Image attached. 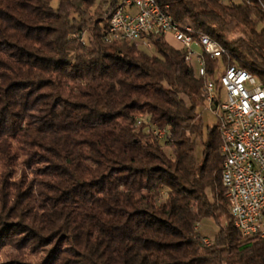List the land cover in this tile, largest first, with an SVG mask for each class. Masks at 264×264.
Masks as SVG:
<instances>
[{"label":"trees","instance_id":"trees-1","mask_svg":"<svg viewBox=\"0 0 264 264\" xmlns=\"http://www.w3.org/2000/svg\"><path fill=\"white\" fill-rule=\"evenodd\" d=\"M53 1L0 0V244L46 248L39 264H264V238L235 226L219 127L204 137V80L180 43L108 41L116 0ZM156 1L264 84V0Z\"/></svg>","mask_w":264,"mask_h":264},{"label":"built area","instance_id":"built-area-1","mask_svg":"<svg viewBox=\"0 0 264 264\" xmlns=\"http://www.w3.org/2000/svg\"><path fill=\"white\" fill-rule=\"evenodd\" d=\"M112 8L108 41L154 48L155 37L171 36L180 43L186 62L204 80L205 107L217 117L224 137L222 182L229 208L235 212L236 228L243 238H264V84L237 62L225 61L224 47L206 38L205 45H198L190 26L176 21L167 8H157L153 0H116ZM207 57L216 61L212 69ZM141 122L139 118L137 124ZM152 131L160 139L169 133L160 127ZM237 192H244L245 200H236Z\"/></svg>","mask_w":264,"mask_h":264},{"label":"rangeland","instance_id":"rangeland-1","mask_svg":"<svg viewBox=\"0 0 264 264\" xmlns=\"http://www.w3.org/2000/svg\"><path fill=\"white\" fill-rule=\"evenodd\" d=\"M58 0L53 1V5H57ZM169 42L175 43L171 36L166 38ZM176 46H179L178 43H175ZM174 46V45H173ZM175 47V46H174ZM144 48V47H142ZM149 53H154V48H145ZM199 113L204 122V137L206 138L208 128L216 124L217 117L205 106L199 109ZM202 141L197 143V154L199 157H202ZM21 154V159L18 165L12 171L14 175L13 180L18 181L21 177V174L25 171L26 173V164L23 161L26 159V155ZM27 173L30 176V179L33 178V173L30 169L27 170ZM165 198V195L162 197ZM230 221L229 215L222 218V224H227ZM219 226L213 219H205L201 222L199 226V231L206 236L209 241L213 242ZM18 236V235H17ZM17 236H11V238H3V241L0 244V264H39L46 259L47 250L46 248L42 249L37 246L32 247L31 244H23ZM18 240V241H17ZM17 243V244H16ZM49 246L48 248H50Z\"/></svg>","mask_w":264,"mask_h":264},{"label":"bare ground","instance_id":"bare-ground-1","mask_svg":"<svg viewBox=\"0 0 264 264\" xmlns=\"http://www.w3.org/2000/svg\"><path fill=\"white\" fill-rule=\"evenodd\" d=\"M153 3H157V1H156V0H153ZM157 8H163V7H161V6L157 3ZM109 10H110V11H109L108 16H109V17H113V16H114V8H111V9H109ZM190 30H191V28H190ZM205 38H206L207 40H209L210 43H212L214 46L222 47V46H221V45H220L215 39L211 38L210 36H208V35H206V34L201 35V37H200L199 39H196V43H198V45H205ZM224 53L227 54L226 49H224ZM222 144H224V137H222ZM223 185H224V183H223ZM224 187H225V185H224ZM236 200H245V193H244V192H237V193H236ZM230 210H231V214H232V216H233V218H234L235 226H236V219H235V212H234V209H233V208H230Z\"/></svg>","mask_w":264,"mask_h":264},{"label":"crops","instance_id":"crops-1","mask_svg":"<svg viewBox=\"0 0 264 264\" xmlns=\"http://www.w3.org/2000/svg\"><path fill=\"white\" fill-rule=\"evenodd\" d=\"M173 39V38H172Z\"/></svg>","mask_w":264,"mask_h":264}]
</instances>
